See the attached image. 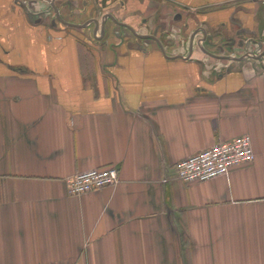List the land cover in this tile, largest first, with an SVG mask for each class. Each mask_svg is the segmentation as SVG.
<instances>
[{"label": "crops", "instance_id": "obj_1", "mask_svg": "<svg viewBox=\"0 0 264 264\" xmlns=\"http://www.w3.org/2000/svg\"><path fill=\"white\" fill-rule=\"evenodd\" d=\"M260 46L264 0H0V264H264ZM243 134L252 164L176 177Z\"/></svg>", "mask_w": 264, "mask_h": 264}, {"label": "built area", "instance_id": "obj_2", "mask_svg": "<svg viewBox=\"0 0 264 264\" xmlns=\"http://www.w3.org/2000/svg\"><path fill=\"white\" fill-rule=\"evenodd\" d=\"M255 157L253 140L249 134L219 140L212 146L180 160L176 164V177L184 182L208 181L252 164ZM119 180V168L111 165L78 172L69 176L66 182L70 194L81 195L114 186Z\"/></svg>", "mask_w": 264, "mask_h": 264}, {"label": "rangeland", "instance_id": "obj_3", "mask_svg": "<svg viewBox=\"0 0 264 264\" xmlns=\"http://www.w3.org/2000/svg\"><path fill=\"white\" fill-rule=\"evenodd\" d=\"M172 33H174V34H176V36L177 37H179L180 38V40H181V37H182V35H180V30H174ZM182 42H183V40H182ZM182 45V44H181ZM247 47V46H246ZM260 50H262V49H264V47L263 46H260V47H258ZM245 48L243 47V46H239V48L237 49V51H235V53H241L243 50H244ZM258 49V50H259ZM228 51H231V49H229ZM234 53V52H233ZM203 67L209 72V70H214V69H219V65H218V63L217 62H215V61H207V62H204V64H203Z\"/></svg>", "mask_w": 264, "mask_h": 264}, {"label": "water", "instance_id": "obj_4", "mask_svg": "<svg viewBox=\"0 0 264 264\" xmlns=\"http://www.w3.org/2000/svg\"><path fill=\"white\" fill-rule=\"evenodd\" d=\"M53 7L55 8V10H56V12H57V16H58V18H60V14H59V10H58V8L53 4ZM108 17H110V18H112L113 20H115L117 23H120V22H118L116 19H115V17H114V15L113 14H111V13H108V14H106V16H105V19H104V21L102 22V26L105 24V20L108 18ZM94 22L95 23H99L97 20H94ZM121 24V23H120ZM76 25V24H75ZM79 26H81V25H79Z\"/></svg>", "mask_w": 264, "mask_h": 264}]
</instances>
